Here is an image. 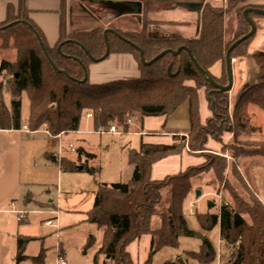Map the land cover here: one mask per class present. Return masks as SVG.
I'll return each instance as SVG.
<instances>
[{
	"label": "trees",
	"instance_id": "obj_1",
	"mask_svg": "<svg viewBox=\"0 0 264 264\" xmlns=\"http://www.w3.org/2000/svg\"><path fill=\"white\" fill-rule=\"evenodd\" d=\"M24 1L17 0L16 10L7 7L5 21L0 25V51L12 52L15 57L12 63H0V77L4 75L5 81L4 84L0 82V132L16 133L24 128L20 123L22 95L29 105L24 129L30 134L42 130L50 139L77 133L84 116H90L95 134L105 133L111 127L126 133L130 122L157 118L166 121L186 105L188 132L185 137L179 140L173 137L168 147L140 143L137 150L129 151L130 180L123 185H100L86 222L103 233L98 252L103 262L132 264L127 247L149 237L145 264H150L161 251H177L180 240L197 242L199 251L183 253L186 259L179 264L213 263L216 254L211 244L205 236L188 230L182 207L192 193L193 184L207 173L211 172L217 183H222L229 166L224 152L208 163L160 182H151V167L183 152L202 158L208 151V142L219 144L221 133L227 127L231 128V143L222 151H226L232 161L241 158L264 160V142L256 148L241 142L246 136L250 111L264 113V82L242 92L228 117L227 94L214 93L185 52L177 58L166 55L149 67H144L140 59L148 64L163 52L174 53L185 48L196 66L210 78L209 71L220 63L221 78L211 80L225 87L224 55L228 48H223V19L239 5L236 14L242 32L236 41L247 35L249 28L242 18V12L250 9L242 7L247 0H227L225 8L214 7L212 0H139L141 14L135 19L141 29L127 35L107 26L89 32L68 33L64 0H59L58 40L53 49H48L43 35L29 21ZM115 4L126 7L121 2ZM177 5L201 6L198 29L196 15L176 10ZM230 5H233L231 9ZM174 15L175 20L171 21ZM253 17L248 16L249 21ZM249 41L231 53V61L236 51ZM106 49L108 57H130L137 66L138 78L90 85L88 68L104 57ZM191 84L192 87L188 86ZM202 90H207V110L211 114L203 125L198 110V93ZM3 93L8 99L7 107L2 100ZM81 159L84 167L80 172L66 162H59L57 168L60 173L96 177L98 168L92 166L95 156L77 149L76 160ZM88 162L90 166L86 165ZM167 190L169 201L161 208V195ZM232 202L233 207L221 205L216 215L196 216L201 232L207 234L218 229V264H264L263 206L252 196L247 202L232 197ZM155 217L160 220V227L152 232L150 224ZM24 245L25 240H17L15 264L25 259ZM31 261L41 263L42 256Z\"/></svg>",
	"mask_w": 264,
	"mask_h": 264
},
{
	"label": "rangeland",
	"instance_id": "obj_2",
	"mask_svg": "<svg viewBox=\"0 0 264 264\" xmlns=\"http://www.w3.org/2000/svg\"><path fill=\"white\" fill-rule=\"evenodd\" d=\"M125 1L67 0L68 13L66 11L65 23L68 33L89 32L97 28H106V26L119 31L122 35L139 32L141 26L133 15L135 9L128 6L118 7L115 4L120 2L124 4ZM211 3L217 8L227 7V0H212ZM231 7L233 5H230V9ZM238 9H240L239 5L234 6L223 19L224 49L229 48L242 32L236 14ZM260 10L264 11L263 8ZM128 12L131 13L130 16L124 15ZM170 20L174 21L175 15ZM250 21L254 25L256 33L243 48L236 51L233 56L235 59L231 62L232 88L227 94L228 117L242 92L264 82V18L253 17ZM162 33L165 32L162 31ZM53 48L54 46L51 47V49ZM118 57L123 56H110L101 64L91 65L88 68L89 84L100 85L138 78V72L133 65L135 62L128 59V56H124L123 59H118ZM14 59L12 52L0 51V63H12ZM217 65L221 67L220 63ZM220 78L221 75L213 79L219 81ZM0 82H5L4 75L0 77ZM191 86L193 85L191 84ZM199 93L205 95L208 108L207 90H202ZM2 100L4 106L7 107L8 99L4 93ZM249 115L246 136L242 138L241 142L256 148L264 142V113L253 110L250 111ZM28 116V101L26 96L22 95L20 123L24 128ZM87 117L81 118L77 133L62 136L60 140L47 138L41 133H36V135L27 133L28 138L16 134L11 136L0 135V156L2 151L7 150V148L22 145L20 159L32 180L31 186L26 190L22 188L18 193L14 200L15 208L11 209L8 203L0 209L2 212L0 214V264H9V260L16 257L14 252L18 239L25 240L24 254L26 256H33V259H36L41 255L44 264H54L57 259V246L61 252L60 257L66 264H85V261H90L88 264H93L94 260L95 264H112L111 262H103L102 257L99 256L103 233L86 222V215L91 209L93 196L100 185H123L130 180L132 169L127 164V153L131 150H137L140 144L139 137H136L140 134V123L130 122L126 133L115 128L116 133L122 135L121 137H113L107 134L98 136L94 133L90 120H86ZM162 125L163 121L161 122L159 119H149L144 123V133L158 134L161 132L163 135H168L171 132H180L184 126L179 115L167 119L165 128L161 130ZM230 131V127L225 128L224 132L221 133L220 143H212L215 145V152H209V147H207L208 151L201 156L202 158L180 155L181 157L176 159L170 165L171 167H167L166 164L155 166L154 171L156 173L152 175L153 178L159 180L172 178L182 174L186 167H196L201 162L202 164L208 163L224 152V159L229 166L222 183L218 184L213 174L207 173L199 182L193 184L192 193L182 207L183 218L188 230L205 236L216 252V258L211 264H218V256L220 255L218 229L203 234L195 217L206 214L216 215L223 204L233 207L232 197L247 202L248 197L252 196L264 208V160L241 158L232 161L228 153L222 151L231 143ZM22 133L25 134L26 132ZM185 135L180 136L175 133L173 137L179 140ZM78 148L85 149L87 150H83L85 153L95 156L96 161L92 163V166L98 168L96 177L92 178L82 173H60L57 171L58 168L55 169L56 165L55 168H48L39 161L42 152L49 150L53 153L48 157L51 164V159H53L57 164L66 162L74 165L76 169H82L84 160H76ZM188 163L191 165L187 166ZM86 165L90 166V163L88 162ZM27 192L32 197L26 199ZM196 192L200 194L197 199L195 197ZM161 197V208H163V205L169 201V191H164ZM8 212L14 213L11 216L8 215ZM53 213L58 215L57 223L54 221ZM190 213H193V216H190ZM19 215L21 216L20 222H18ZM50 221L53 228L46 226L47 222ZM158 224V220L153 221L151 228H155ZM56 225L58 226L57 229L54 228ZM87 242L88 248L84 251ZM198 251L197 242L180 240L177 251H161L151 259L150 264H179L186 259L183 253L196 254Z\"/></svg>",
	"mask_w": 264,
	"mask_h": 264
},
{
	"label": "crops",
	"instance_id": "obj_3",
	"mask_svg": "<svg viewBox=\"0 0 264 264\" xmlns=\"http://www.w3.org/2000/svg\"><path fill=\"white\" fill-rule=\"evenodd\" d=\"M25 6L28 11V19L29 21L40 31V33L43 35L45 39L46 46L48 49L52 46L55 47L57 40H58V30H59V15H60V9H61V3L59 0H25ZM129 2V0H126L123 2L124 4ZM65 5V12L68 13V5L67 0H64ZM11 7L12 9L16 10L17 7V0H0V25L4 23L5 17H6V9L7 7ZM128 7H131L129 5H126ZM242 7H248L250 9H264V0H247L245 5ZM138 32V31H137ZM124 57V56H123ZM123 57L118 59H123ZM128 59H131L128 57ZM132 60V59H131ZM132 62H134L132 60ZM101 64V63H99ZM129 64V63H128ZM98 65V64H94ZM131 65V64H130ZM135 70L137 71L136 64L133 63ZM209 74L212 78H218L221 75V67L218 65H215L210 71ZM136 79V78H135ZM106 84V83H104ZM94 85V84H90ZM99 85V84H98ZM102 85V84H100ZM191 86V85H188ZM192 87V86H191ZM198 110H199V118L200 122L203 125L204 122L210 118V113L207 110V105L205 102V95L202 93H198ZM179 115V117L183 121V128L180 132H171L170 134H162L161 132L158 134H150L145 132L144 133V123L149 119H144L139 125H140V134L136 137H139L140 143L143 145H149V146H162V147H168L172 145L171 138L174 136L175 133H178L180 136L187 134L188 132V121H187V106L184 105L181 108L177 110V112L173 115ZM161 122L163 121L162 129L165 128V125L167 124V120L165 121L163 118H157ZM89 121L90 119H87ZM155 120V119H152ZM22 133V131H20ZM20 132H0V135L2 136H11L13 134L25 136L28 138L26 134H21ZM41 133L42 135L46 136L44 131L37 132ZM147 133V134H146ZM36 135V133H34ZM33 135V134H32ZM159 135V136H158ZM122 136V135H121ZM119 136V137H121ZM47 137V136H46ZM185 137V136H184ZM48 138V137H47ZM61 137L55 138L60 140ZM213 142L209 141L207 144V147H209V152H215V145L212 144ZM212 144V145H211ZM22 148L21 146H17L15 148H7V150H3L1 154L0 159V209L10 204V208H15V198L17 197L18 193L22 188L25 190L31 186L32 180L31 176L29 175V172L24 168L23 163L20 159V150ZM211 148V149H210ZM81 149V148H78ZM85 150V149H83ZM87 151V150H85ZM53 153L47 151H43L41 154V157L39 161L44 165V167L48 168H55L57 166V163L52 160V164L49 161L48 157L52 155ZM88 154V153H86ZM91 155V154H89ZM181 155H188L186 152H183ZM178 157H169L164 160H162L158 164H154L151 167L150 171V180L151 182H160L162 180L153 178L152 175L156 173L155 166H161L162 164H166L167 167H171L170 165L175 162L176 159L180 158ZM56 165V166H55ZM191 165L190 163L186 164ZM202 162L198 164L196 167L201 166ZM130 168V167H129ZM189 168H195V167H186L185 170ZM57 169V167L55 168ZM184 170V171H185ZM59 172V170L57 169ZM165 178V176H163ZM28 197H32L29 192L26 193V199ZM14 212H8V215L13 214ZM2 214V212H0ZM158 220L159 224L155 228H151L153 225V221ZM20 222V221H18ZM160 227V220L158 218H153L151 220L150 224V230L152 232H155ZM91 239V238H90ZM149 244H150V238L149 237H143L139 241L131 244L127 247L126 253L128 254L132 264H140L143 261H145L146 257H148L149 254ZM214 251V249H213ZM215 252V251H214ZM16 251L14 252V254ZM60 250L59 246L56 247V256L57 259L54 262V264H57L58 260H62L60 257ZM216 254V252H215ZM16 255V254H15ZM24 260L20 264H33L31 259H33V256H26L25 254ZM85 256V255H83ZM218 256V253H217ZM84 260V259H82ZM9 264H15V257L13 259L9 260ZM45 261V259H44ZM84 262V261H82ZM87 262V263H86ZM90 263V261H85V264ZM146 262V261H145ZM144 262V263H145ZM65 263V262H64ZM143 263V264H144ZM38 264H44V262L38 263ZM66 264V263H65Z\"/></svg>",
	"mask_w": 264,
	"mask_h": 264
},
{
	"label": "water",
	"instance_id": "obj_4",
	"mask_svg": "<svg viewBox=\"0 0 264 264\" xmlns=\"http://www.w3.org/2000/svg\"><path fill=\"white\" fill-rule=\"evenodd\" d=\"M125 5H129L132 8L135 9L134 11V16L135 17H139L141 14V4L139 3V0H130L129 2L125 3ZM176 10H180V11H185V12H189L192 14L196 15V26L198 29V25H199V14L201 11V6H197V5H177L175 7ZM248 16H254V17H262L264 18V11L262 10H257V9H246L242 12V18L244 20V22L246 23V25L249 28V33L247 35H245L244 37H242L241 39H239L238 41H236L235 43H233L228 50L226 51L225 55H224V68H225V76H226V86L225 87H220L218 85H216L209 76H207V74H205L203 71H201L196 64L194 63V61L192 60L190 54L188 53V51L185 48L179 49L176 52H163L162 54H160L156 59H154L153 61H151L148 64H145L143 62L142 59L141 63L144 67H149L151 65H153L155 62H157L158 60H160L161 58H163L166 55H169L173 58H177L181 52H185L187 57L189 58V60L192 62V64L194 65L195 69L198 71V73L200 74V76L205 80V82L214 90V93L217 94H228L231 91L232 88V77H231V60H230V55L231 53L236 50L240 45L244 44L245 42L249 41L250 39H252L256 33L255 27L254 25L249 21ZM108 57V50H105V55L104 57L97 61L94 62V64H99L104 62ZM85 81V80H84ZM208 97V95H207ZM78 171L80 172L81 169H78ZM195 197L196 199L200 197L199 192L195 193Z\"/></svg>",
	"mask_w": 264,
	"mask_h": 264
},
{
	"label": "built area",
	"instance_id": "obj_5",
	"mask_svg": "<svg viewBox=\"0 0 264 264\" xmlns=\"http://www.w3.org/2000/svg\"><path fill=\"white\" fill-rule=\"evenodd\" d=\"M87 119H90V116H88L87 117ZM128 124H131V123H128ZM22 132H26L25 134H27L28 132L23 128L22 130H21ZM46 134V133H45ZM105 134H107V135H110V136H113V137H119L120 136V134L119 133H116V131H115V128L114 127H111L106 133H96V135H98V136H102V135H105ZM46 136H47V134H46ZM48 137V136H47ZM224 206H226V204H223ZM52 216L55 218L54 219V221H55V223H57V221H58V215H57V213H53L52 214ZM190 216H193V213H190ZM21 220V216L19 215V217H18V221H20ZM46 226L47 227H49V228H53V225H52V222L50 221V222H47V224H46ZM54 228H58V226L56 225V226H54ZM57 264H65L62 260H59L58 262H57Z\"/></svg>",
	"mask_w": 264,
	"mask_h": 264
},
{
	"label": "bare ground",
	"instance_id": "obj_6",
	"mask_svg": "<svg viewBox=\"0 0 264 264\" xmlns=\"http://www.w3.org/2000/svg\"><path fill=\"white\" fill-rule=\"evenodd\" d=\"M59 261V260H58Z\"/></svg>",
	"mask_w": 264,
	"mask_h": 264
},
{
	"label": "flooded vegetation",
	"instance_id": "obj_7",
	"mask_svg": "<svg viewBox=\"0 0 264 264\" xmlns=\"http://www.w3.org/2000/svg\"><path fill=\"white\" fill-rule=\"evenodd\" d=\"M189 13V12H188Z\"/></svg>",
	"mask_w": 264,
	"mask_h": 264
}]
</instances>
